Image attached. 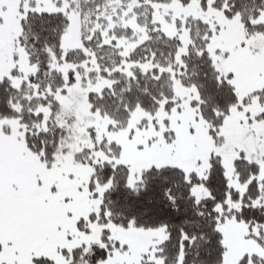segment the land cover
Wrapping results in <instances>:
<instances>
[{"label":"snow or ice","instance_id":"1","mask_svg":"<svg viewBox=\"0 0 264 264\" xmlns=\"http://www.w3.org/2000/svg\"><path fill=\"white\" fill-rule=\"evenodd\" d=\"M0 264H264V0H0Z\"/></svg>","mask_w":264,"mask_h":264}]
</instances>
